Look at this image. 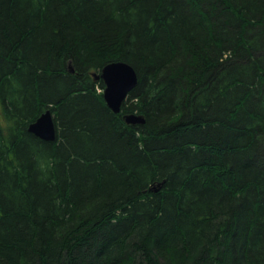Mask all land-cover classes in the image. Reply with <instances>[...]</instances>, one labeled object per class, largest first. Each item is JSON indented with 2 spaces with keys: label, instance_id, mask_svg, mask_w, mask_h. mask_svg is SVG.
<instances>
[{
  "label": "trees",
  "instance_id": "trees-1",
  "mask_svg": "<svg viewBox=\"0 0 264 264\" xmlns=\"http://www.w3.org/2000/svg\"><path fill=\"white\" fill-rule=\"evenodd\" d=\"M0 264H264V0H0Z\"/></svg>",
  "mask_w": 264,
  "mask_h": 264
},
{
  "label": "water",
  "instance_id": "water-1",
  "mask_svg": "<svg viewBox=\"0 0 264 264\" xmlns=\"http://www.w3.org/2000/svg\"><path fill=\"white\" fill-rule=\"evenodd\" d=\"M73 71V70H71ZM104 82V100L108 107L115 113H119L128 93L138 84V75L135 69L126 62L114 61L103 67L99 76ZM127 124H143L144 119L136 114L124 117ZM29 131L44 141L56 139L54 116L50 110L44 112L29 127Z\"/></svg>",
  "mask_w": 264,
  "mask_h": 264
},
{
  "label": "bare ground",
  "instance_id": "bare-ground-1",
  "mask_svg": "<svg viewBox=\"0 0 264 264\" xmlns=\"http://www.w3.org/2000/svg\"><path fill=\"white\" fill-rule=\"evenodd\" d=\"M71 70H73V69L71 68L70 71H71ZM135 71H136V70H135ZM71 72H73V71H71ZM136 73H137V72H136ZM95 75H96V76H99L100 74H95ZM137 75H138V74H137ZM99 79H101V78H99ZM138 80H139V77H138ZM99 92H101V91H99ZM130 92H131V91H130ZM130 92H129V93H130ZM129 93H128V95H129ZM128 95H127V96H128ZM126 98H127V97H126ZM48 110H49V109H48ZM46 111H47V110H46ZM46 111H45V112H46ZM50 111H51V110H50ZM42 114H43V113H42ZM42 114H41V115H42ZM52 114H53V113H52ZM128 115H130V114H128ZM125 116H126V115H125ZM54 121H55V119H54ZM34 122H35V121H34ZM34 122H33V123H34ZM31 124H32V123H31ZM31 124H30V125H31ZM30 125H29V127H30ZM55 129H56V139H57V128H56V122H55ZM28 130H29V128H28ZM29 132H30V131H29ZM56 139H55V140H56ZM55 140H54V141H55ZM54 141H51V142H54Z\"/></svg>",
  "mask_w": 264,
  "mask_h": 264
},
{
  "label": "rangeland",
  "instance_id": "rangeland-1",
  "mask_svg": "<svg viewBox=\"0 0 264 264\" xmlns=\"http://www.w3.org/2000/svg\"><path fill=\"white\" fill-rule=\"evenodd\" d=\"M100 91V90H99ZM102 92H103V90H102Z\"/></svg>",
  "mask_w": 264,
  "mask_h": 264
}]
</instances>
